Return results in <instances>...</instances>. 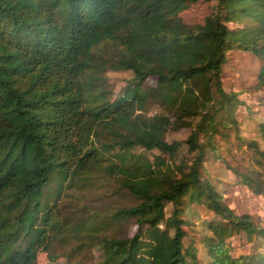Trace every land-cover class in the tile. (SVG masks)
Wrapping results in <instances>:
<instances>
[{"label":"trees","instance_id":"1","mask_svg":"<svg viewBox=\"0 0 264 264\" xmlns=\"http://www.w3.org/2000/svg\"><path fill=\"white\" fill-rule=\"evenodd\" d=\"M199 1L214 2L209 15L184 24L179 14ZM232 50L262 60L264 85V0H0V264H37L39 252L54 260L47 232L67 223L48 190L59 197L95 178L114 181L132 204L101 223L88 217L94 264H199L183 245L192 205L217 218L201 242L206 264H264L262 253H229L237 234L263 243L264 227L235 214L200 173L215 138L236 127L235 94L221 83ZM108 71L131 72L122 96L112 97ZM152 105L160 112L148 115ZM184 128L183 141L165 140ZM257 128L264 138V122ZM241 181L264 200V172ZM110 222L134 232L103 235Z\"/></svg>","mask_w":264,"mask_h":264},{"label":"rangeland","instance_id":"2","mask_svg":"<svg viewBox=\"0 0 264 264\" xmlns=\"http://www.w3.org/2000/svg\"><path fill=\"white\" fill-rule=\"evenodd\" d=\"M214 2H196L179 14L186 25L202 24L210 13ZM230 28L235 25L229 24ZM225 63L221 67L222 88L226 92L235 94V102L230 111L236 121V127L232 126L224 130L227 136L215 138L216 157L208 156L205 159L202 177H207L212 186L222 195L224 203L237 215L247 214L252 216L257 226L264 227V200L261 196L254 195L241 181V176H257L264 172V138L258 132V124L264 122V85L259 83L258 72L262 60L247 51L232 50L226 53ZM130 71H108L105 78L112 90V97L123 95L128 81L131 80ZM149 87L154 85V80L146 82ZM160 112L156 105L148 108V115ZM188 135V129H180L177 132H168L165 135L167 142L183 141ZM256 145L257 153L250 146ZM184 147L179 151V159L185 157ZM135 155H143L152 159L157 151L145 152L137 147L132 151ZM260 161V164H258ZM53 186L48 190V203L57 201V210L60 218L67 223V227L61 228L60 233L49 230L48 243L51 256L54 260H48L46 252H39L37 264H94L99 251L84 238L90 230V220L93 213H98V221H101L116 207L132 204V201L124 190H120L114 181L110 179L95 178L87 184L80 183L72 188L65 189L59 197L54 194ZM87 219V221H86ZM183 227L186 236L183 240L184 247L193 246L197 252L199 264H206L208 258L202 247V238L209 236L207 228L209 221L217 218L203 207L192 205L185 211ZM85 226L71 233L70 227L81 222ZM134 232V225L128 223L110 222L105 228H101L103 235L114 233L128 234ZM229 253L234 256H249L264 254V242L258 240L247 241L242 234L234 235L227 241ZM83 245V247H81Z\"/></svg>","mask_w":264,"mask_h":264}]
</instances>
